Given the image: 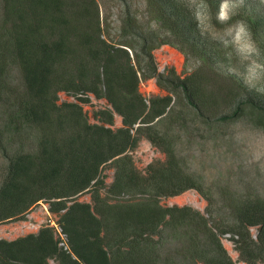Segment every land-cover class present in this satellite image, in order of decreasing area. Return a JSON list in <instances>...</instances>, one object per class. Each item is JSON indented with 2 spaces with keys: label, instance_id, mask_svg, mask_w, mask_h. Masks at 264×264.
<instances>
[{
  "label": "trees",
  "instance_id": "16d2710c",
  "mask_svg": "<svg viewBox=\"0 0 264 264\" xmlns=\"http://www.w3.org/2000/svg\"><path fill=\"white\" fill-rule=\"evenodd\" d=\"M222 1L197 0L212 15ZM0 6V146L7 161L0 223L25 220L45 201L66 236L46 224L15 239L0 237V264H237L225 235L247 264H264V196L228 183L207 185L177 150L178 123L211 130L246 116L264 128V89L219 73L224 44L202 30L195 3L146 0V26L127 7L118 41L106 35L98 0H0ZM237 21L264 64V13H237L228 22ZM166 44L199 61V69L186 77L174 68L158 71L154 50ZM13 67L20 89L11 86ZM149 78L169 94L147 99L139 86ZM61 91L77 100L60 102ZM90 94L110 104L94 112L97 122L84 110ZM173 94L181 110L172 106ZM115 114L123 125L114 129ZM143 137L165 153L145 171L131 154ZM109 162L110 185L103 174ZM190 189L207 201L205 213L162 203ZM87 191L92 201L79 200Z\"/></svg>",
  "mask_w": 264,
  "mask_h": 264
},
{
  "label": "rangeland",
  "instance_id": "374dc122",
  "mask_svg": "<svg viewBox=\"0 0 264 264\" xmlns=\"http://www.w3.org/2000/svg\"><path fill=\"white\" fill-rule=\"evenodd\" d=\"M101 7V17L104 20L106 35L110 40H120V26L122 16L127 7L140 18L142 26L148 24L146 0H98ZM197 18L200 26L207 35L219 39L224 44L225 60L218 64L221 75L233 74L246 86L262 91L264 89V64L251 38L250 31L242 21L229 23V18L237 13L244 16L264 13V0H223L216 15L207 12L206 7L197 0ZM1 13V6H0ZM154 57L158 71L165 72L174 68L181 77H186L199 69L200 62L187 59L179 48L166 44L154 50ZM20 72L17 67L12 69L11 86L20 89ZM140 91L149 99L152 96H163L169 91L160 87L156 78L144 79L140 82ZM60 102L64 100L76 101L72 94L61 91ZM172 106L178 111L182 106L178 104L180 97L173 94ZM84 110L91 122H97L94 112L100 108L110 107L105 98H97L90 94V102L83 104ZM122 117L115 114L114 129L122 126ZM176 133L181 136L177 150L188 169L196 176L201 177L207 185L223 183L231 184L238 191L252 188L264 196V128L253 125L246 116H240L235 121L223 125L218 129L205 127L201 123H178ZM33 136L27 142V148L33 149ZM136 166L145 171L149 163L157 159H165V153L143 137L139 146L131 152ZM7 164L0 146V182ZM106 182L110 185L114 179L115 167L112 162L103 168ZM105 194V191H102ZM78 199L92 201L91 193L84 192ZM165 205L189 204L206 212L207 201L195 189L171 197L162 198ZM58 217L49 211L48 203L41 201L27 215L25 220H11L0 223V237L15 239L30 232H37L43 225L50 224L56 227L58 236L63 240L66 236L61 233L57 224ZM257 227H251L254 237ZM222 242L237 264H247L242 260L230 235L222 237ZM51 264H56L50 260Z\"/></svg>",
  "mask_w": 264,
  "mask_h": 264
}]
</instances>
